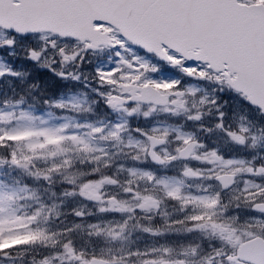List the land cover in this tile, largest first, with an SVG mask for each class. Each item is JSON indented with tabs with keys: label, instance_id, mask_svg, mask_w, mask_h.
<instances>
[{
	"label": "snow or ice",
	"instance_id": "6c2138e0",
	"mask_svg": "<svg viewBox=\"0 0 264 264\" xmlns=\"http://www.w3.org/2000/svg\"><path fill=\"white\" fill-rule=\"evenodd\" d=\"M0 264H264V0H0Z\"/></svg>",
	"mask_w": 264,
	"mask_h": 264
}]
</instances>
